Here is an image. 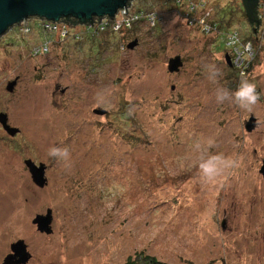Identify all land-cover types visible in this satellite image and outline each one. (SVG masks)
<instances>
[{
	"label": "rangeland",
	"instance_id": "374dc122",
	"mask_svg": "<svg viewBox=\"0 0 264 264\" xmlns=\"http://www.w3.org/2000/svg\"><path fill=\"white\" fill-rule=\"evenodd\" d=\"M204 1L202 12L224 19L226 31L251 34L241 0ZM136 6L156 9L157 24L56 43L46 55H30L39 35L8 29L0 37V112L18 128L9 136L0 124V264L19 239L27 264H136L141 255L166 264H264V38L235 77L217 34L189 24L172 1ZM175 55L183 64L170 73ZM242 78L260 97L251 111L216 102L218 88L234 91ZM250 115L258 125L248 132ZM53 146L67 148L69 160L49 157ZM205 149L236 161L212 184L195 166ZM27 158L46 166L43 188L31 181ZM48 208L52 233H40L31 221Z\"/></svg>",
	"mask_w": 264,
	"mask_h": 264
},
{
	"label": "water",
	"instance_id": "95a60500",
	"mask_svg": "<svg viewBox=\"0 0 264 264\" xmlns=\"http://www.w3.org/2000/svg\"><path fill=\"white\" fill-rule=\"evenodd\" d=\"M129 0H0V37L4 35L8 29L19 24L27 18L44 19L46 21L58 22L76 20L81 24H92L99 22L100 18H112L118 10L123 9ZM247 19L250 23H258L255 17L256 3L258 0H241ZM255 32V28L252 29ZM137 39L130 41L126 47L129 49L137 45ZM227 65L231 63L228 55H225ZM183 64L182 57L175 55L170 57L167 63V69L170 73L178 72ZM16 80L7 84V91L11 92ZM96 113H103L104 110H94ZM0 124L2 129L9 136H14L18 132V128L8 124V116L4 112H0ZM256 124V118L253 115L245 122L244 128L248 132L252 131ZM31 181L39 188L47 185L45 176L46 166L39 162L36 164L31 159H24ZM259 172L264 177V159L260 166ZM32 224L36 226L40 233L51 234L52 210L46 209L44 214H36L32 219ZM10 252L3 258L1 264H27L31 254L27 250L24 240L19 239L10 244Z\"/></svg>",
	"mask_w": 264,
	"mask_h": 264
},
{
	"label": "built area",
	"instance_id": "2783aa9c",
	"mask_svg": "<svg viewBox=\"0 0 264 264\" xmlns=\"http://www.w3.org/2000/svg\"><path fill=\"white\" fill-rule=\"evenodd\" d=\"M177 4L183 2L184 12L189 24L197 23L206 33L219 34L216 22H213V13L207 14L202 12L206 9L204 0H175ZM199 14V16H197ZM260 23L263 21L260 14L257 15ZM159 15L156 10H139L136 8L135 0L129 1L126 6L118 10L112 19L106 21L105 18H100L99 22L92 24H70L67 21H46L44 19L27 18L19 24L13 26L9 30V35L25 36L30 34L39 35L40 41L33 43L30 47V55L33 57L46 55L50 48L56 43H64L68 40L73 42H82L84 39L97 38L102 33L110 30L117 33L120 30L132 29L134 24L144 21L149 26H155ZM35 26V27H34ZM261 31L262 28H259ZM258 30V31H259ZM258 34V33H257ZM251 34L243 35L240 28L233 26L224 32L222 42L226 48L225 53L229 56L231 67L237 73L243 75L251 66L252 61L256 56V50L251 39ZM256 41L264 38V31L260 35L255 36Z\"/></svg>",
	"mask_w": 264,
	"mask_h": 264
},
{
	"label": "clouds",
	"instance_id": "9594fccd",
	"mask_svg": "<svg viewBox=\"0 0 264 264\" xmlns=\"http://www.w3.org/2000/svg\"><path fill=\"white\" fill-rule=\"evenodd\" d=\"M220 75L215 66H211L208 73V79L215 82ZM259 94L256 90V85L250 82L247 78H242L239 85L234 91H229L225 88H218L216 91V102L223 104L228 101L235 104L241 109L248 111L252 110V107L259 101ZM213 141L209 140V147L212 146ZM198 150L200 145L195 146ZM48 156L67 162L70 158V153L67 148H59L56 146L51 147L48 150ZM201 180L207 184H212L217 181L218 178L224 176L226 170L236 166V161L231 158H227L222 154H212L205 150L200 151L198 162L196 163Z\"/></svg>",
	"mask_w": 264,
	"mask_h": 264
},
{
	"label": "trees",
	"instance_id": "16d2710c",
	"mask_svg": "<svg viewBox=\"0 0 264 264\" xmlns=\"http://www.w3.org/2000/svg\"><path fill=\"white\" fill-rule=\"evenodd\" d=\"M129 1H133V0H129ZM128 1V2H129ZM136 1H138L139 3H142L144 0H135V5H136ZM165 1H167V2H170L171 3V1H172V4H173V6L175 7V9L174 10H176V11H178L180 14H182L183 16H185L186 15V13L184 12V10H185V8H182V5H183V2L182 3H180V4H177L176 3V1L175 0H165ZM184 2H186L187 0H183ZM144 5V4H143ZM144 7H145V5H144ZM144 7H137L136 6V8L137 9H139V10H144V11H146V10H156V9H154V8H150V9H148V8H144ZM242 14H243V17L247 20V22L249 23V21H248V19H247V16L245 15V11L242 9ZM255 17H256V19L258 20V23H260V20H259V18H258V16H257V13L255 14ZM105 19H106V21L108 20V17H104ZM113 18V17H112ZM112 18H109V19H112ZM213 20V22H216L215 24H216V26H217V28H218V32H219V34H218V38H220V40L222 39V36H223V34H224V32H226V29L225 28H223V26H222V24L221 23H224L225 22V20L224 19H220L221 21H218V20H216L215 19V17L212 19ZM68 23H70V24H78V22L76 21V20H74V19H70V20H68L67 21ZM226 23H228L227 21H226ZM147 24V23H146ZM136 24H134L133 25V27H132V29H129V30H120V31H118L117 33H115V32H113V31H110V30H108V31H106V32H110V34L112 35V36H117L118 37V35L119 34H121V35H123V34H125V33H131L134 29V26H135ZM231 25H229L228 27H230ZM234 26V25H233ZM106 32H104V33H102L100 36H102L103 34H105ZM251 32V31H250ZM35 34V33H34ZM30 35H33V34H30ZM251 35H252V33H251ZM26 36H29V35H25V36H20V37H22L23 39L26 37ZM35 36H36V34H35ZM99 36V37H100ZM95 38V37H94ZM217 38V39H218ZM88 39H91V37H89ZM251 39L254 41V43H255V41H256V38L252 35L251 36ZM222 41V40H221ZM36 42V39L32 42V43H35ZM78 43H81V42H78ZM229 67V66H228ZM231 70H233V72H231L235 77H236V74H237V72H236V70L234 69V68H231V67H229ZM135 263L136 264H166V263H164V262H162V261H159L158 259H156L155 257H153V256H149V255H141V256H138V261H135Z\"/></svg>",
	"mask_w": 264,
	"mask_h": 264
},
{
	"label": "flooded vegetation",
	"instance_id": "af4514ba",
	"mask_svg": "<svg viewBox=\"0 0 264 264\" xmlns=\"http://www.w3.org/2000/svg\"><path fill=\"white\" fill-rule=\"evenodd\" d=\"M241 4H242V1H241ZM261 4H263V2H262V0H258L257 1V3H256V7H255V11H256V13L257 14H260L261 15V13H259V11H258V8H259V6L261 5ZM242 9L244 10V8H243V4H242ZM245 15H246V13H245ZM248 25H249V29H250V31H251V33H252V35L254 36H256L257 37V33H258V30H259V28H262V30L264 31V21H261V23H248ZM253 28H255V32H253L252 31V29ZM249 29H247V31L249 30ZM261 30V31H262ZM138 41V40H137ZM255 59V58H254ZM253 62V61H252ZM231 67V66H230ZM232 68V67H231ZM102 108H98V109H94V110H101ZM94 110H93V112H94ZM104 110V109H103ZM94 113H96V112H94ZM254 117V116H253ZM257 125H258V122L256 121V124H255V127H254V129L257 127ZM223 223H224V221H222Z\"/></svg>",
	"mask_w": 264,
	"mask_h": 264
}]
</instances>
